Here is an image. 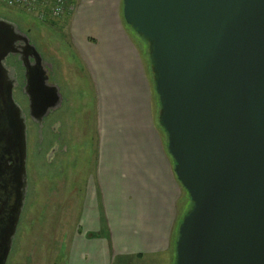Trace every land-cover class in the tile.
<instances>
[{"label": "water", "instance_id": "95a60500", "mask_svg": "<svg viewBox=\"0 0 264 264\" xmlns=\"http://www.w3.org/2000/svg\"><path fill=\"white\" fill-rule=\"evenodd\" d=\"M122 16L149 43L158 120L191 201L174 264H264V0H122ZM16 54L39 126L61 99L27 33L0 18V264L27 187L25 113L6 65Z\"/></svg>", "mask_w": 264, "mask_h": 264}, {"label": "rangeland", "instance_id": "374dc122", "mask_svg": "<svg viewBox=\"0 0 264 264\" xmlns=\"http://www.w3.org/2000/svg\"><path fill=\"white\" fill-rule=\"evenodd\" d=\"M117 4V0H77L71 13L44 22L20 6L10 7L0 0V18L14 22L27 33L44 60L51 76L48 81L58 85L61 95L59 106L49 111L54 112L45 122L50 136L45 128L41 138V127L28 115L20 60L17 54L6 59V65L14 69L16 84L12 96L25 113L27 134L26 194L6 264H67L72 235L78 228L81 211H86L82 206L93 198L98 185V154L104 141L99 133L105 121L102 113L121 116L120 100L125 97L123 91L119 95L115 89L110 90L91 66L90 59L104 52L105 31L126 36L136 48L140 57L136 68L144 80L150 108L148 126L162 138L167 151L166 133L158 120L160 103L154 89L149 43L125 24L122 0L118 7ZM57 121V134H53L50 128ZM116 160L115 170L121 172L124 161ZM118 183L123 184L119 180ZM181 193L178 213L180 205H185L184 211L191 206L186 191ZM173 239L176 241L172 235V243ZM168 255L120 258L113 264H174L173 256Z\"/></svg>", "mask_w": 264, "mask_h": 264}, {"label": "crops", "instance_id": "0c3cea01", "mask_svg": "<svg viewBox=\"0 0 264 264\" xmlns=\"http://www.w3.org/2000/svg\"><path fill=\"white\" fill-rule=\"evenodd\" d=\"M105 34L104 52L90 59L91 66L110 90L119 95L123 91L125 97L120 100L121 116L101 111L105 121L99 132L104 141L98 154V185L82 206L86 211H81L72 235L67 264H113L120 258L168 253L172 261V235L185 210V205L176 210L183 189L162 138L148 126L150 108L136 68V48L126 36ZM116 158L124 161L121 172L115 170Z\"/></svg>", "mask_w": 264, "mask_h": 264}, {"label": "built area", "instance_id": "2783aa9c", "mask_svg": "<svg viewBox=\"0 0 264 264\" xmlns=\"http://www.w3.org/2000/svg\"><path fill=\"white\" fill-rule=\"evenodd\" d=\"M7 6H20L40 21H51L73 11L77 0H1Z\"/></svg>", "mask_w": 264, "mask_h": 264}, {"label": "flooded vegetation", "instance_id": "af4514ba", "mask_svg": "<svg viewBox=\"0 0 264 264\" xmlns=\"http://www.w3.org/2000/svg\"><path fill=\"white\" fill-rule=\"evenodd\" d=\"M21 43V42H20ZM30 60L32 61V58H30ZM49 77H51L50 76V74H49ZM54 111H51V112H49L48 114H46L43 118H42V122H41V129H40V132H41V135H40V137L42 138L43 136H44V134H43V136H42V132H43V130L42 129H45L47 126L45 125V122H46V120L48 119V117L53 113ZM34 123V122H33ZM57 123H59L58 121L57 122H55L52 126H51V128H50V131L53 133V134H57V131H56V128H55V125L57 124ZM35 124V123H34ZM36 125H38V124H36ZM38 127V126H37ZM45 130H47L48 131V133H49V130L46 128ZM44 130V131H45ZM56 132V133H55ZM49 136H50V133H49ZM49 136H47V138L49 137ZM50 138V137H49ZM44 139V138H43ZM56 144V141H53V146ZM6 263H7V260H6ZM5 263V264H6Z\"/></svg>", "mask_w": 264, "mask_h": 264}, {"label": "trees", "instance_id": "16d2710c", "mask_svg": "<svg viewBox=\"0 0 264 264\" xmlns=\"http://www.w3.org/2000/svg\"><path fill=\"white\" fill-rule=\"evenodd\" d=\"M138 36H139V35H138ZM140 37H141V36H140ZM141 38H142V37H141ZM143 40H145V39H143ZM147 42H148V41H147ZM185 212H186V211H184L183 214H184ZM182 216H183V215H182ZM182 216H181V218H182ZM181 218H179V220H178L179 222H180ZM175 237H176V236H175ZM175 237H174V238H175ZM174 241H175V239H174Z\"/></svg>", "mask_w": 264, "mask_h": 264}]
</instances>
